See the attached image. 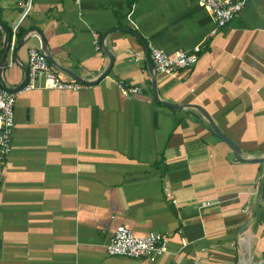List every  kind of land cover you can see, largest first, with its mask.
Returning a JSON list of instances; mask_svg holds the SVG:
<instances>
[{"label": "crops", "instance_id": "0c3cea01", "mask_svg": "<svg viewBox=\"0 0 264 264\" xmlns=\"http://www.w3.org/2000/svg\"><path fill=\"white\" fill-rule=\"evenodd\" d=\"M21 1L0 2V66ZM28 2L0 88L24 80L28 49L45 51L43 40L64 81L92 83L17 97L0 182V264H240L248 251L264 260V161H250L264 158V0H247L224 27L199 0ZM150 45H200V57L166 76L149 66ZM118 79L143 90L125 96ZM121 224L164 234L167 252L110 255Z\"/></svg>", "mask_w": 264, "mask_h": 264}, {"label": "built area", "instance_id": "2783aa9c", "mask_svg": "<svg viewBox=\"0 0 264 264\" xmlns=\"http://www.w3.org/2000/svg\"><path fill=\"white\" fill-rule=\"evenodd\" d=\"M82 0H74L76 4H80ZM199 5L209 12L217 24V27H224L230 24L234 18L240 13L247 3V0H199ZM21 6L26 7L24 16L30 10V2L22 3ZM18 24L13 28L12 38L10 39L11 57L15 51L17 40ZM96 49H99L98 34L95 33ZM41 39V38H40ZM42 42V39H41ZM149 54L154 65L155 71L166 76H173L182 69L194 66L200 57L201 46L195 45L190 50L179 49L173 53H168L164 49L156 46H149ZM28 80L19 89L12 91L7 88H0V182L4 178L3 166L6 157L12 150V136L16 123L15 105L17 97L34 89H56L71 90L79 92L83 88L89 87L87 83L81 81H64L52 69L48 60L47 53L42 47H30L28 49ZM121 93L125 96H132L142 92V87L132 85L122 79L116 80ZM262 185L264 186V174L260 176ZM166 193L171 195L169 188ZM174 203H177L173 199ZM213 202L204 203L205 206L211 205ZM107 252L110 255H121L131 258L148 257L155 260L158 254L167 252V237L159 232H150L146 235H137L132 229L125 225H118L107 244ZM262 264V261L260 262Z\"/></svg>", "mask_w": 264, "mask_h": 264}, {"label": "water", "instance_id": "95a60500", "mask_svg": "<svg viewBox=\"0 0 264 264\" xmlns=\"http://www.w3.org/2000/svg\"><path fill=\"white\" fill-rule=\"evenodd\" d=\"M24 3H28V0H25ZM18 12L20 14V17H19V20L17 21L16 24H18L20 22V20L22 19L24 13L26 12V7L24 6H20L18 8ZM138 35V33H137ZM23 41V40H22ZM9 45H10V37H9V33L8 31L5 29V38H4V41H3V53H2V57H1V66H0V75L2 74V71H3V68L5 67V62H6V57H7V54H8V50H9ZM20 45H18V48H19ZM43 47L47 53V49H46V42L43 40ZM147 51L149 52V48L147 46ZM148 59H149V66H151V68L153 67V64L151 62V59H150V55H148ZM113 62V60L111 61V63ZM111 63H110V66H109V69H107L97 80H95L94 82H97L99 81V79H102L103 77L107 76L108 75V72L110 70V67H111ZM77 79L81 82H84V83H92V82H89L87 80H83L82 78H79L77 77ZM28 80V68H25V78L24 80L16 87H7L6 84H4V87L9 89V90H12V91H15L19 88H21ZM154 94L156 96V98L158 99V94H157V91H156V87H155V84H154ZM160 100V99H159ZM161 101V100H160ZM167 103L168 105L172 106L169 102H165ZM207 118L209 119V122H210V125L214 131V133L216 135H218L220 138H222L223 140H225L233 149L234 151L237 153V155L240 157L241 155V149L240 147L233 141L231 140L230 138H228L227 136H225L217 127V125L213 122L212 118L211 117H208ZM242 158V157H240ZM252 162H255V161H260V162H263L264 161V158H257V159H254V160H250ZM245 227V226H243Z\"/></svg>", "mask_w": 264, "mask_h": 264}, {"label": "rangeland", "instance_id": "374dc122", "mask_svg": "<svg viewBox=\"0 0 264 264\" xmlns=\"http://www.w3.org/2000/svg\"><path fill=\"white\" fill-rule=\"evenodd\" d=\"M0 2H2V0ZM22 3H24V1L20 2V6H21ZM260 261H262V264H264V260H260ZM260 261L256 260V258L253 256V254H251L248 251V253H246L245 262H241L240 264H260Z\"/></svg>", "mask_w": 264, "mask_h": 264}, {"label": "trees", "instance_id": "16d2710c", "mask_svg": "<svg viewBox=\"0 0 264 264\" xmlns=\"http://www.w3.org/2000/svg\"><path fill=\"white\" fill-rule=\"evenodd\" d=\"M133 4H134V1H132V3H131V8H132V6H133ZM130 8V9H131ZM8 29V28H7ZM9 30V29H8ZM9 34H11V31L9 32Z\"/></svg>", "mask_w": 264, "mask_h": 264}]
</instances>
